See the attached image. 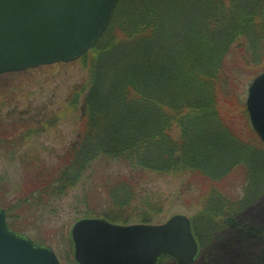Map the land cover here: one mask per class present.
Listing matches in <instances>:
<instances>
[{
	"label": "trees",
	"instance_id": "trees-1",
	"mask_svg": "<svg viewBox=\"0 0 264 264\" xmlns=\"http://www.w3.org/2000/svg\"><path fill=\"white\" fill-rule=\"evenodd\" d=\"M234 50L246 64L231 66ZM80 60L89 70L76 142L52 176L39 179L41 165L28 164L34 181L15 197L20 210L29 211L37 196L44 203L66 193L91 170L95 181L77 198L83 218L126 224L141 182L172 175L182 195L199 193L191 223L201 245L200 221L217 232L264 193V145L250 125L238 132L221 106L230 105L233 72L264 62V0H118L99 42ZM15 134L0 133V144L9 139L4 148L12 147ZM16 145L20 153L23 143ZM114 164L124 172L110 171ZM236 168L243 183L232 175ZM151 220L141 214L138 222Z\"/></svg>",
	"mask_w": 264,
	"mask_h": 264
},
{
	"label": "rangeland",
	"instance_id": "rangeland-1",
	"mask_svg": "<svg viewBox=\"0 0 264 264\" xmlns=\"http://www.w3.org/2000/svg\"><path fill=\"white\" fill-rule=\"evenodd\" d=\"M236 53V50L231 53V66L246 64ZM87 63L78 59L0 74V133L13 137L14 132L19 136L16 144L23 143L20 153L16 144L4 148L5 145L11 146L9 139L0 144V209L4 211L10 230L38 245L49 247L60 264H75L71 230L83 218L77 198L94 183L90 177L91 170L64 194L44 203L36 202L41 198L37 196L35 202L27 206L29 211L26 207L20 210L23 206L15 201V197L32 187L34 180L30 172L33 167H28V164L41 165L39 179H45L76 142L80 106L86 93L85 90L80 91L88 78ZM261 72H264V62L257 61L253 66L241 67L230 76L232 81L229 80L228 92L225 93L230 105L222 102L221 106L230 112L226 115L238 132L245 133L248 125L251 127L246 109L247 90ZM75 98L73 106H77L69 107ZM42 121L45 125L37 128ZM178 135L179 131L174 130L173 136L177 138ZM15 136L13 139L17 140ZM24 155L29 158L21 162L20 157ZM98 166L101 168V164ZM116 166L114 164L110 171L124 172L122 167ZM26 168L31 170L26 172ZM232 175L237 176L238 183L243 176L242 168H236ZM180 186V179L172 175H156L143 180L137 188L138 202L127 210L129 221L122 225L140 224L141 214L152 216L151 223H147L150 225L162 224L173 215H185L191 221L199 212L200 206L196 201L199 193L193 188L188 196H184L179 192ZM235 190L241 193V187ZM139 201L144 204H139ZM149 201L157 203V207L149 210ZM229 219L233 221H226V226H221L217 232H211L205 222L197 224L202 244L193 264H264V193ZM159 264L177 263L165 257Z\"/></svg>",
	"mask_w": 264,
	"mask_h": 264
},
{
	"label": "water",
	"instance_id": "water-1",
	"mask_svg": "<svg viewBox=\"0 0 264 264\" xmlns=\"http://www.w3.org/2000/svg\"><path fill=\"white\" fill-rule=\"evenodd\" d=\"M118 0H0V74L72 62L99 40ZM250 123L264 143V73L248 88ZM77 264H192L199 254L191 223L173 215L158 225L97 218L71 230ZM0 264H60L54 252L9 230L0 209Z\"/></svg>",
	"mask_w": 264,
	"mask_h": 264
},
{
	"label": "bare ground",
	"instance_id": "bare-ground-1",
	"mask_svg": "<svg viewBox=\"0 0 264 264\" xmlns=\"http://www.w3.org/2000/svg\"><path fill=\"white\" fill-rule=\"evenodd\" d=\"M254 264H256V263H254Z\"/></svg>",
	"mask_w": 264,
	"mask_h": 264
}]
</instances>
